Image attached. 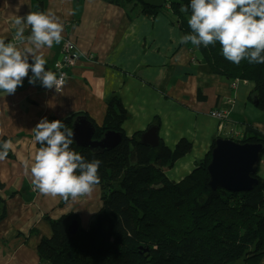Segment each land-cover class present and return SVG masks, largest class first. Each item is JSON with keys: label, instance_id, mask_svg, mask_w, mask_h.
Returning a JSON list of instances; mask_svg holds the SVG:
<instances>
[{"label": "crops", "instance_id": "obj_1", "mask_svg": "<svg viewBox=\"0 0 264 264\" xmlns=\"http://www.w3.org/2000/svg\"><path fill=\"white\" fill-rule=\"evenodd\" d=\"M39 11L53 12L64 29L60 44L41 50L46 68L60 59L68 39L76 44V63L62 91L38 81L29 84V76L14 94L0 91V142L12 141L11 157L0 161V197L7 214L0 222V264H40L39 245L53 235L46 216L58 220L72 213L86 229L102 208L99 186L63 204L60 197L44 196L33 187L30 168L40 147L31 131L44 117L51 122L82 113L102 126L108 100L116 95L130 115L123 126L126 136L145 132L157 120L161 141L169 148L182 139L192 143L190 154L169 171L174 179L205 158L214 138L241 139L247 127L264 133V113L249 99L254 85L239 82L234 88L205 73L198 52L179 43V29L165 14L154 21L145 16L130 20L123 8L103 0H43L41 10L35 0H0V38L20 49L30 46L13 40L14 20ZM30 34L25 25L24 37ZM218 110L228 113V121L211 117Z\"/></svg>", "mask_w": 264, "mask_h": 264}, {"label": "trees", "instance_id": "obj_2", "mask_svg": "<svg viewBox=\"0 0 264 264\" xmlns=\"http://www.w3.org/2000/svg\"><path fill=\"white\" fill-rule=\"evenodd\" d=\"M103 1L123 8L130 20L145 16L154 21L165 14L181 37L192 34L188 25L190 0L166 2L161 9L148 7L140 0ZM35 4L41 10L43 0H35ZM181 5L189 7L187 13L180 11ZM183 45L193 54L198 52L205 73L220 76L231 84H253L249 99L258 103L264 113V64H250L247 60L233 64L223 57L219 42L207 48H196L191 42ZM107 106L102 126L93 123L94 139L116 132L122 134V142L104 153L78 147L75 142L71 145L87 162L102 161L98 172L102 208L90 225L86 229L80 227L75 235L69 232L72 222L79 219L75 214L58 220L46 216L53 235L43 238L39 245L40 264H262L264 152L256 174L259 183L252 191H214L209 186L207 167L219 136L190 173L174 179L169 171L190 154L192 143L182 139L174 149L162 141L155 149L143 146V132L130 137L123 132L130 115L122 100L112 96ZM79 117L86 115L76 113L61 121L73 130ZM158 123L155 120L153 125ZM230 139L264 146V133L254 127H247L241 139ZM3 187L0 181V191ZM6 215V202L0 197V222Z\"/></svg>", "mask_w": 264, "mask_h": 264}, {"label": "clouds", "instance_id": "obj_3", "mask_svg": "<svg viewBox=\"0 0 264 264\" xmlns=\"http://www.w3.org/2000/svg\"><path fill=\"white\" fill-rule=\"evenodd\" d=\"M190 8L188 25L192 34L182 36L180 44L191 42L196 48H207L219 42L223 57L233 64L239 65L243 60L264 64V0H190ZM188 10V6L181 5V12ZM14 23L18 27L13 40L30 46L20 49L15 42L6 43L0 38V91L14 94L23 86L29 71V84L40 81L42 87L58 91L64 76L46 70L47 61L41 50L51 48L54 42L61 43L63 24L51 11L16 16ZM25 25L31 27L28 37L23 35ZM31 132L41 145L30 168L31 183L40 194L75 201L90 195L100 184L98 172L102 161L87 162L72 150L74 133L61 120L49 122L44 117ZM11 147V140L0 143V161L7 158Z\"/></svg>", "mask_w": 264, "mask_h": 264}, {"label": "water", "instance_id": "obj_4", "mask_svg": "<svg viewBox=\"0 0 264 264\" xmlns=\"http://www.w3.org/2000/svg\"><path fill=\"white\" fill-rule=\"evenodd\" d=\"M144 5L161 9L166 0H140ZM258 106V103H255ZM74 142L78 147L96 153L110 152L123 139L121 133L107 132L99 140L94 139L96 128L87 117H79L73 125ZM140 143L143 146L157 148L161 144L159 127L151 125L142 133ZM264 146L257 143H240L232 139L216 140L212 150V159L207 167L209 186L212 190L224 189L231 192H250L259 183L256 174L261 163ZM80 228L79 222L73 221L69 232L75 235Z\"/></svg>", "mask_w": 264, "mask_h": 264}, {"label": "built area", "instance_id": "obj_5", "mask_svg": "<svg viewBox=\"0 0 264 264\" xmlns=\"http://www.w3.org/2000/svg\"><path fill=\"white\" fill-rule=\"evenodd\" d=\"M76 51V44L72 42L71 40H64L61 47V56L60 59L54 64L51 70L58 74V77L60 74H63L64 76V83L59 88L58 91H62V89L65 87L67 82V74L68 71L75 65L76 58L74 56V52ZM47 70V68H46ZM29 76L32 77L31 71H29ZM40 83V81H38ZM41 85V83H40ZM233 87L236 88L237 84H233ZM55 90V88H53ZM211 117L217 120L227 121L228 120V113L224 111H214L211 113ZM37 190V189H36Z\"/></svg>", "mask_w": 264, "mask_h": 264}, {"label": "rangeland", "instance_id": "obj_6", "mask_svg": "<svg viewBox=\"0 0 264 264\" xmlns=\"http://www.w3.org/2000/svg\"><path fill=\"white\" fill-rule=\"evenodd\" d=\"M172 1H175V0H166V2L169 3V4H170ZM228 119H229V118H228ZM223 124H224V123H223ZM231 126H232V125H231ZM232 135H233V132H232ZM224 138H225V136H224ZM226 138H231V137H226ZM232 138H235L234 135H233ZM262 264H264V262H263Z\"/></svg>", "mask_w": 264, "mask_h": 264}]
</instances>
